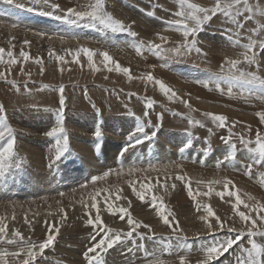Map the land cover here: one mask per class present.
<instances>
[{
	"label": "rangeland",
	"instance_id": "obj_1",
	"mask_svg": "<svg viewBox=\"0 0 264 264\" xmlns=\"http://www.w3.org/2000/svg\"><path fill=\"white\" fill-rule=\"evenodd\" d=\"M52 2L60 4L63 11L69 6L85 5L89 0ZM192 2L211 7L214 0ZM251 3L264 6V0H251ZM105 8L114 18L132 25V30L137 33L136 41L160 43L156 37L157 32L168 36L171 42L183 40L179 32L164 30L165 21L174 19L173 13L178 10L176 0H105ZM52 11L49 5L37 4L36 0H12L11 3L9 0H0V47L7 49L11 39L17 56L23 47L32 57L42 58L44 69L41 73V65L30 60L23 62V72L20 64L13 65L7 81L0 79V106H3L7 122L16 136L15 156L9 161L10 166L3 177H0V217L9 226V237L12 230H19L26 240L30 238L41 241L47 233L46 222L57 221L60 228L58 238L54 246L46 249L44 255L38 258L39 264H87L83 253L90 246L94 232L93 227L85 223L88 219L84 215L85 209L76 201L83 198L90 204L89 193L94 188H107L113 193L109 202L116 207L128 208L134 220L151 226V233L148 229H139L146 237L155 234L157 237L172 238L164 241L147 238L141 241L139 237L125 240L104 255L106 264H144L143 253L137 251V245L141 243L150 252H156L166 264H179V255H185L188 264H199L203 259L199 249L204 240L198 237L205 236L208 231L207 225L200 219L207 215L203 205L212 207L215 215L227 226L236 229L244 227L246 230V225L232 210L234 198L226 197L222 201L213 194L210 197H196L194 201L187 195L184 183L174 179L176 175H185L191 181V188L202 192L207 191V181L227 177L240 190L242 200L247 201L245 193H248L264 202V187L261 186L260 176L264 168L254 166L252 176L244 174L245 166L251 163V159L238 136L232 137L236 144L233 164L224 162L217 167L218 161H223L230 150V145L221 139L228 136L229 130L252 138L257 128L264 131V125H260L255 115L264 110V97L258 94L259 89H256L257 94L252 95L246 93L248 91L240 85L228 97L226 89L221 94L212 84V90H209L202 83H197L219 73L225 59L238 58L243 52L242 48L232 45L226 38L225 30L233 26L223 16L213 18L198 33L199 54L193 51L167 59L168 67H161L166 58L147 52L137 55L133 38L126 34L100 32L83 27V24L70 27L51 15L42 14ZM62 11L56 12V15H61ZM148 11H153L155 15L148 16ZM13 24L16 27H12ZM255 26L252 21L246 23V29ZM57 33L65 34L63 42ZM72 34L80 38H69ZM241 35L246 37L250 33L243 31ZM105 39L112 43L105 45ZM24 40L30 41V45H23ZM241 43H247V40L242 39ZM49 47L64 56L67 62L59 63L55 58H50ZM78 47L107 51L113 60L130 69L132 79L123 73H110L104 69L98 52L94 61L99 71H93L82 53L79 64L72 62L73 56L65 50L74 53ZM261 60L264 63V53H261ZM151 65L156 67L152 68ZM244 67L255 70L247 65ZM5 70V65H0V71ZM147 72H152L155 78L176 91L181 99L188 100L195 111L186 108L180 100L169 101L158 86L139 79L142 73ZM260 74L264 75V67ZM13 80L19 86V91L9 83ZM25 85L29 91L25 90ZM61 86L64 89L63 121L68 134V151L53 163L57 146L55 138L48 137L46 133L57 126L60 118ZM131 93L135 95L130 96ZM146 98L155 102L147 117L144 116ZM204 112L225 115L228 118L227 126L217 127L202 115ZM157 114H162V120L157 119ZM189 116L201 120L205 126H190ZM138 119L146 125L145 131L149 135L155 132V136L123 151L128 144L129 133L137 127ZM236 121L239 123L232 127ZM158 124L159 127L156 126ZM247 125L252 127L250 134L247 133ZM97 128L102 132L99 138L94 135ZM189 141L191 146L181 152L180 149ZM177 163L179 168L173 166ZM121 164L124 166L123 176L112 175L104 182H97L95 186L90 183L93 175L119 169ZM149 164L155 165L158 171L127 175L129 166L148 169ZM146 175L152 178L154 185L158 176L161 182L165 176L173 179L167 181V189L156 185L142 202L133 193L128 181H141ZM197 181L205 183L197 184ZM173 183L175 188L171 187ZM82 184L84 188H81ZM213 187L215 191L223 190L222 184ZM60 192L65 193L64 197L59 195ZM116 194L122 199L115 200ZM104 195L107 193H102L98 198L104 224L114 230L127 232V219L121 221L119 215L113 216L107 211ZM152 195L157 196V202H162L173 213L180 225L178 234L164 225L156 210L151 207ZM57 200H61L66 209V219H61L57 212ZM240 210L246 211L242 205ZM49 211L53 212L52 216L48 215ZM95 215L96 210H92L91 216L94 218ZM25 217L29 220L28 224L24 222ZM209 219L215 223V217ZM165 245L172 246V254H161ZM4 247L14 250L11 246ZM238 254L239 249L234 245L216 264H236Z\"/></svg>",
	"mask_w": 264,
	"mask_h": 264
},
{
	"label": "snow or ice",
	"instance_id": "obj_2",
	"mask_svg": "<svg viewBox=\"0 0 264 264\" xmlns=\"http://www.w3.org/2000/svg\"><path fill=\"white\" fill-rule=\"evenodd\" d=\"M12 0H9L11 3ZM178 4V10L173 13L174 19L165 21V31L171 30L179 32L183 37L182 41L171 42L168 36L162 35L157 32L156 37L160 43L154 41H136L137 33L132 30L131 24H126L120 19H116L111 13L106 11L105 0H89V2L80 7H67L66 10H61V6L58 3H53L52 0H36V3H43L49 5L52 12L42 13L45 15H51L55 19L61 21L63 24L68 26H80L92 28L100 32H111L126 34L128 37L133 38V47L137 55H142L143 53H151L158 57L166 58L165 63L161 64V67H168L167 59L181 57L186 54H190L195 51L197 54L201 52L198 44V33H200L204 26L210 23L213 18L218 16H223L226 22L230 23L233 27L225 30V35L229 43L236 47L243 49L240 56L235 59H225L224 63L221 65L220 72L212 74L206 81H197V83H202L203 87L210 88V84L214 85L215 90L224 94L225 89L229 96L233 95V89L240 85L249 94L255 95L256 89H259V95L264 97V75H261V69L264 67V63L261 60V53H264V6L259 3L253 4L251 0H214L211 7L202 6L199 3L192 2V0H176ZM62 11L61 15H56V12ZM148 16H154L153 11L147 12ZM252 21L255 23L254 28H247L246 23ZM12 27H16L15 24ZM247 31L250 35L242 37L241 33ZM61 42L65 39L64 33H57ZM69 38L79 39L80 37L72 34ZM242 39H246L247 43H241ZM105 45H110L112 42L108 39L103 41ZM9 47L7 49L0 47V65H5L6 70L0 71V79L7 81V77L11 75V68L13 65L20 64L21 71L23 72V62L34 61L36 64L41 65V73H43V60L41 57H32L28 51H25L22 47L19 51L18 56L14 53L12 45V40L9 39ZM23 45H30V41L24 40ZM171 45V46H169ZM259 49V51H257ZM69 55L73 56L72 62L79 64V57L81 53L87 57V61L93 71H99L100 68L96 65L94 61V56L99 53L102 58L100 63L103 65L104 69L108 72L123 73L132 79L130 74V69L121 66V64L108 54L107 51L92 50L87 47H78L73 53L72 50H65ZM48 56L50 58H55L59 63H66L64 56L58 55L52 47L48 48ZM247 65L248 68H254L255 70H248L244 66ZM150 67L155 68L156 65H151ZM30 75V74H28ZM139 79L144 80L146 83L154 84L158 86L160 92H162L169 101L180 100L184 106L192 111V105L186 99H181L172 88L167 86L160 79L153 76L152 72L142 73ZM17 91H19V86L16 81H10ZM25 90L27 85H25ZM63 86L59 88L60 93V118L57 122V126L52 127L50 131L46 133L48 137L55 138L56 142V154L53 163L58 161L67 151H68V134L64 127L63 121V111H64V96H63ZM135 95L134 93L129 94ZM155 106V102L151 98H146L144 116L149 115L150 110ZM174 115H180V113H174ZM202 115L209 119L214 125L220 128H224L228 124V118L225 115L214 114L212 112H204ZM258 117L260 125H264V110L255 113ZM162 114H157V119L162 120ZM188 123L190 126L198 125L204 127V123L201 120H194L191 116L188 117ZM238 121L232 123V127H235ZM159 127V124L156 125ZM146 125L138 119L137 127L129 133L128 144L123 151H127L128 148L134 147L135 145L143 143L145 140H150L155 136V132L151 135L145 131ZM247 133L252 132L251 125L246 126ZM211 131V129H209ZM95 137L99 138L102 136V132L99 128L94 133ZM233 136H238L240 144L243 148L250 154L251 163L245 166L244 174L246 176H252L254 166H259L264 168V131L259 128L255 130V136L252 138L250 135L245 136L243 134L233 133L229 130L228 136L221 137L225 144L230 145V150L224 156L223 161H218L217 167L220 164L227 162L233 164L236 159V144L232 140ZM0 177H3L7 168L10 166L9 161L13 160L15 156L14 148L16 143V136L12 127L8 124L7 118L4 115V108L0 106ZM63 141V143H61ZM191 146V141L184 144L180 149L184 152L187 148ZM123 154V153H122ZM18 166V161H16ZM176 168L180 165L174 164ZM168 167V166H165ZM149 170L158 171L155 165L149 164L148 169L138 168L135 165L129 166L127 169V175L131 176L138 172H148ZM125 174L124 166L121 164L119 169H109L104 171L102 174L93 175L90 179V183L95 186L97 182H104L110 176L115 175L121 177ZM261 176V186L264 187V173ZM173 179L171 176H165L164 181L161 182L159 176L156 179V184L154 185L150 176H145L143 180H129L128 184L131 187L133 193L143 202L146 197L152 192L156 185H159L162 189H167L169 187L167 181ZM176 181L184 183L187 190V195L194 201L196 197H210L213 194L220 197L223 201L227 198H234V203H232V210L236 216L239 217L240 221L244 222L246 225V230L244 227L236 229L235 227L227 226L224 221L216 216L212 207L205 204L203 205V210L207 215L201 216L200 219L207 225V234L205 236L198 237L203 239L204 243L200 246V251L203 253V259L199 261V264H216V261L228 252L233 246H237L239 249V254L236 256V264H264V202L257 200L251 194L245 193L247 196V201H252L249 203L241 199L240 190L235 188V184L231 179L227 177L221 179H215L207 181L206 187L207 191H200L199 189L193 190L191 188V181L186 178L185 175H176L174 177ZM197 184L205 183L203 181H197ZM138 184V187H137ZM222 184V191H215L213 185ZM234 189L231 190L230 189ZM85 185H81L84 188ZM175 188V184L171 185ZM75 193V189L72 190ZM102 193H107L103 196L105 207L107 211L113 215H119L121 221L127 219V224L129 230L127 232L117 231L110 227H107L100 215V209L98 207L99 197ZM59 195L64 197L65 193L60 192ZM113 196V193L107 188H94V191L89 193V198L91 203L89 204L83 198L80 203L85 209L84 215L88 217L85 223L93 227L94 234L91 236L90 246L84 251L83 257L87 264H106L104 260V255L109 251V249L114 248L117 244L123 243L125 240L132 239L135 240L139 237L141 241L145 238L148 240L159 239L161 241L171 239L172 237H157L155 234L145 236L144 233L140 232L139 229H148V232H152L150 225L142 223L141 221L134 220L128 208L116 207L114 203L109 202ZM45 199L46 198H41ZM122 197L119 194L115 195V200H120ZM158 197L155 195L151 196L150 205L153 207L157 215L162 220L163 224L168 226L173 233H179L180 225L179 222L174 219L173 213L168 211L162 202L158 203ZM57 212L61 215V219L67 218V213L65 207L62 205L61 200L56 201ZM198 209L200 207L197 201ZM243 206L246 211H241L240 206ZM49 207H51L49 205ZM92 210H96V215L94 218L91 216ZM255 214V215H253ZM49 216L53 215V212H48ZM170 217H172L170 219ZM215 217V223H212L209 218ZM15 219V215H13ZM26 224L29 223L27 217H25ZM58 222L53 221L51 223L46 222L47 233L45 238L41 241H33L32 239H25L19 230H12L11 237H9V226L4 222V218L0 217V264H39V257H42L46 249L54 246L60 228L57 226ZM226 229V232H225ZM135 234V235H134ZM179 238V237H177ZM259 238V239H258ZM246 240V244H245ZM5 245L11 246L14 250H9ZM247 245V246H246ZM137 251L143 253L144 264H166V262L159 258L156 252H150L144 244L137 245ZM164 252L172 254V246L165 245L161 254ZM179 264H188L185 255H179Z\"/></svg>",
	"mask_w": 264,
	"mask_h": 264
},
{
	"label": "bare ground",
	"instance_id": "obj_3",
	"mask_svg": "<svg viewBox=\"0 0 264 264\" xmlns=\"http://www.w3.org/2000/svg\"><path fill=\"white\" fill-rule=\"evenodd\" d=\"M15 12V11H14ZM16 17V16H15ZM16 20V19H15ZM137 21V20H136ZM145 22V21H144ZM137 23V22H136ZM59 25V24H58ZM8 30H10V29H8ZM92 41V40H91ZM74 44V43H73ZM76 47V46H75ZM98 48V47H97ZM243 88V87H242ZM246 92V91H245ZM237 93V92H236ZM246 93H248V92H246ZM246 95V94H245ZM228 97H230L229 95H228ZM236 100V99H235ZM213 106V105H212ZM210 107H211V105H210ZM214 107V106H213ZM213 107H211V108H213ZM163 156V155H162ZM162 160V159H161ZM161 179H163V177L161 178ZM246 189V188H245ZM159 229V228H158ZM161 229V228H160Z\"/></svg>",
	"mask_w": 264,
	"mask_h": 264
}]
</instances>
